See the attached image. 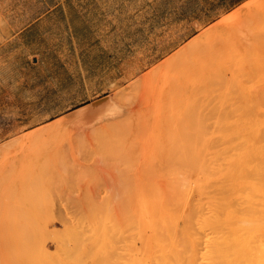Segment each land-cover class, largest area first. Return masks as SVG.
<instances>
[{"label": "rangeland", "instance_id": "1", "mask_svg": "<svg viewBox=\"0 0 264 264\" xmlns=\"http://www.w3.org/2000/svg\"><path fill=\"white\" fill-rule=\"evenodd\" d=\"M218 44L220 46H217ZM213 47L220 50H217V52L215 49H212ZM223 47H225L226 54L224 53ZM208 50L211 52H209ZM202 51L204 52L202 53ZM222 51L223 53L220 54V52ZM191 52L193 56L189 57V55L191 56ZM205 52L207 54L209 53L208 58H211L210 61L213 62L212 64H214V67H212L213 65H210L211 62H209V59L207 58V54ZM194 54L196 55V57ZM210 54H212V57L210 56ZM222 54L226 56V61H224V55ZM232 55L234 58H232ZM188 59L192 60L188 61ZM186 61L193 64L191 65L190 63L189 65L191 66L189 68L192 69L190 72V76H188L189 71H187V69L189 68H187L188 64ZM178 64L181 66H179ZM217 64L219 65L218 67H220V69H218L220 72L216 71L215 65ZM232 64H234V66L236 67L233 68ZM227 65L228 67H226ZM184 66L187 67L183 68ZM207 66L208 69H206ZM230 66L232 69L230 68ZM212 68L214 71L210 70ZM235 68L236 70L234 71L236 74L234 73V71H232L231 73L230 70H233ZM237 68H242V70L239 69V72ZM173 69H176L177 71L179 69L181 73L179 71L177 72L176 70L174 71ZM194 69H196V71ZM243 70L244 72H241ZM170 71L177 72V76L174 72L171 74ZM210 71L215 72L214 74L217 73V78H215L216 76L213 77V72L212 75H210ZM218 72L223 76L224 74L227 76L226 81L223 76L220 80L221 75L219 76ZM233 74H235V76ZM239 74L242 77L245 74L246 76H244L242 80L240 79L241 76H238ZM167 75L169 77L172 76L170 77L171 79H169ZM210 76L212 77L209 78ZM176 77L177 80L180 79V82L177 81L176 83H180V85L178 84L177 86L174 79H172ZM235 77H239L240 80L238 79V81H236L237 78L235 79ZM204 78H206V80ZM208 78H213L212 81H215V79H217L219 82L221 81L220 84H224L220 86L219 82L216 81L218 85L216 84L215 86H213L215 83L213 82V85L211 84L210 86V83L212 81H210V83L207 82L209 81ZM258 78L259 80H262V78L264 80V0H0V264H5V262L6 264H64V262L65 264H71L72 262H74L72 261L73 256L76 258H74V260L78 261V259L82 260L81 258H83L82 256H84L85 254L87 255L84 257L88 258L86 261L84 260L85 258L82 260L85 262V264H101L100 262L102 261V259L103 261H105L102 262L103 264H120L123 261L124 263L122 264H129V260L126 258L124 259V255L125 257L127 255H130L128 256V258H131L130 261L136 264V258L138 260V255L140 254L139 250L141 248V246H139L141 239L139 238L140 235H138L141 232V208L147 205L148 201H152L154 199L155 200L152 201V205H154V203L161 205L162 201H164L167 196V198L169 197L168 199L170 203H166L164 205H161L160 207L167 206L172 207L175 210L177 208L180 209H177V213H181L176 221L178 228L183 227V220H185L184 218L186 217V214H195L193 212L194 210H197L196 208L198 207L199 211L204 212L201 213L198 211L199 213H197V211H195L197 213L195 215L196 217L198 215L202 216L205 213V210H202V206L206 202V199L204 198H207L206 196L208 194L214 193L211 189L215 190L216 184L215 181H212L214 182L212 183L213 185L208 186V184H206L208 174L205 175V178V176H203L204 174H201V171H203V168L201 169V167H204L206 162H208L205 159L208 155L210 157L209 159H211L208 163L217 168V165L215 163H217L218 161H214L217 156H213L212 153L214 152V155H217V153H215L217 149L218 154H222V157L224 159L223 162L225 164V166H222L223 163H221L219 159L220 163L218 164V166L221 165L223 167V170L224 167L227 170V168L230 167V165L227 163V161L229 160L230 162H228L232 167H230L231 169H228L229 172L224 170L225 173L227 172L228 174H224V171H222L221 169V174H224V177L222 176V178L228 176V178L225 179L229 180V178H231V175L233 176L237 173V176H233V178L235 177L236 179L234 178L231 180V182L237 180L235 181V184L237 185L232 184L235 185V188L233 187L234 189L232 190L229 189L230 191H232V193L226 190V192L230 193L233 196L232 197L227 193L230 196L229 198L225 196L227 203L229 201H232V203L230 204H234V201L236 200V202H239V205L241 206L239 198L243 199L241 200L243 201V204L244 201L246 202V200L250 196H246V194L250 193L247 192V189L242 188H247L248 186H250L248 185L250 183L249 178L254 176L256 173L258 176L260 175L261 178H263V180H260V177L258 178L255 175V184V181H253V178L255 177L251 178L253 179L251 187L257 189L253 190L254 193L251 192L255 194L253 195V197H250L252 201L249 199L248 200L252 203H258L260 201L257 206H254L256 205V203H253V206L255 208L259 207L260 209L262 207V209L259 212L258 209H254L253 207L252 210H254L255 214L254 212L253 215L251 213L250 215H252V217L249 214L248 215L254 221L255 219L259 218L257 219V222L258 220H260L259 224L255 222L257 223V226L260 225L257 228L260 229L261 226H263L264 228V223H262L264 222V205L259 206L260 204L264 203V196L262 195L263 198H261L260 200V196L258 197V195L264 194V191H262L264 190V185H262L261 187L260 185H258V187L256 186L257 184H264V177H262V175L264 174V171H262L264 170V167L261 171H255L254 175L251 176L250 174V170L254 171V169L258 165L257 163L261 162H258V160L260 159L259 157H264V138L263 142L261 141V138L264 137V126H262L264 125V117L262 119V116H264V81L259 82ZM168 79L170 80V82ZM232 79L235 80L236 84L238 85V90L235 87L236 84L234 81V87L232 86V84H230ZM204 80V83H209L207 84V87L203 83ZM257 81L258 83L255 84V82ZM242 82L244 83L243 85ZM170 83L172 85H175V87H172ZM200 84H202V87L200 86ZM229 85L232 86L235 91H232L233 96H235V100L234 97L231 96L232 94L228 92V90L230 89ZM250 85H253L254 87H252L254 89H252ZM179 86L180 89L182 87L183 91H181L182 89H179ZM216 86H220L219 88H221V90L217 89L218 91H215V89L213 88H217ZM245 86H248V88H246ZM195 88L196 94L194 93L195 91L193 92ZM224 89L228 92V99L227 97L225 98L227 93L226 91H224ZM256 89L260 90L256 91ZM231 90L232 89H230V91ZM241 91L244 93H242L243 96L242 94L239 95V92ZM164 92L166 94H169L168 96L171 97L170 98L167 96L166 100L168 101L165 100V102H167L166 104L162 103L164 102V97H166V95L164 96ZM177 92L182 93L178 94ZM216 94H218V96H216ZM256 95L259 98L256 97ZM199 96H202L203 98H200ZM195 97H199V99H196ZM246 97L247 99L243 100ZM172 98H175L177 101L176 103L180 105H177L175 103V100H173ZM194 98L196 100H194ZM224 98L227 100H229L230 98V101L225 100L228 105L229 102L231 103L232 100H234L233 103L237 102L236 104L238 106H236L235 104L232 106L231 103L230 106L232 109H230L231 111L228 112V108L230 106L228 108L224 106L226 105ZM239 98L243 99L239 100ZM256 98L259 101H257ZM171 99L174 101V103ZM179 99H181V103L180 101L178 102ZM189 99H191L192 102H189L191 101ZM202 99H206L204 103ZM219 99L220 101L218 103ZM251 99L252 101H250ZM239 101L242 102L243 106L239 103ZM188 102L191 107L192 104L193 106H195L194 104H197V106L200 105V109L198 108L199 113H197L200 117H202V120L205 117H208V112H210L209 110L212 109V112H210V117L212 116V118L208 117L209 120L206 119V121L202 123L200 120L201 118L198 117L199 121H197V123L195 121L198 126L200 124L199 129L202 128L205 130H203L204 132H202V130H198V126L195 125V123L192 124L194 125V127L192 126L193 129L197 130V132H200L198 135L202 140H198L200 141V144L201 141H203V144H201L202 146L205 145L204 143L208 138L211 140V145H214L213 150L210 149L211 145L208 143L209 141L206 142V145L208 147H205V145L203 148L200 145V148H209V150L207 151V149H205V157H203L202 153V157L204 160H206V162L202 161V164L200 165L201 167L197 166V168L194 165H199L202 157H198L200 159L198 160L196 159V156V160H194L197 163H195L194 160L189 157L191 156V154L189 156H187L188 154H185L187 149L188 151L191 150L187 153H191L193 150V147L189 148V146H192L193 143V140L191 141V137L195 138V143L198 142L197 133L195 131L194 132L196 134H194L196 135V137L191 136V134L193 135V133L190 132V125V127L188 128L189 130H187L191 134L187 132V130L185 132L186 135L183 134L185 138L186 136L188 137V135L190 136V139H187V142H190V145L187 147V144H183L186 149H183L185 150V152H183V150L181 149V151H178L179 153L175 151L173 154V152L171 151L180 150L178 143L177 145H175V147L177 146L179 147V149H173L174 145L172 143L176 144V141H182L181 137L183 135L181 136V132H184V128L181 130L182 127L178 126L181 124L180 118H188L189 114H191L192 109L194 108L193 107L189 109L187 107V105L190 106ZM254 103L255 105L253 106ZM172 104L177 105L178 108L174 105L176 107L175 109ZM206 104L210 106L207 107L205 106ZM163 105H167L165 106V109L163 108ZM222 105L224 106V108L222 107ZM161 106H163V111L158 109L161 108ZM204 106L208 109L205 110ZM244 106L249 109L247 110ZM171 107H174L175 111H173V108L171 109ZM186 107L189 111H191L189 112V114L187 112H184V110L187 109ZM233 107H237L235 108L236 110H233ZM198 109L196 108L195 112H192L191 115L193 117V114H195ZM202 109H204L203 113ZM244 109H246V111ZM200 111L202 116L200 115ZM234 111L237 112L233 113ZM240 111H242L243 113H240ZM247 111L251 113L249 115L255 114L256 117L252 115L250 116V118H248L249 115H247ZM252 111H254V113ZM131 112L133 113L132 116ZM176 112H178L179 119H177L178 116H176ZM226 112H228L227 115H230V113H232L235 115V117L229 116V119L227 117L228 120L224 119ZM238 112L240 113V116L238 115ZM245 114L248 117H245ZM258 114L261 118H258ZM236 116L239 117L237 118ZM242 117L243 121L240 120L242 119ZM232 118L236 120L234 121ZM176 119L177 122L178 120H180L179 124H176ZM184 119H182V121ZM259 119L262 120L259 121ZM194 120L191 119L190 124ZM244 121H246L247 124ZM112 122L113 124L114 122L118 124L121 123V125L119 124L120 126L117 124L119 128L123 127V125L126 126V124L130 125V127L132 126V128L127 126L130 130V133L129 130L124 129V127L122 128L123 130L119 129L115 124V128L117 127V129L119 130L117 133L120 134L115 137L117 133L113 131L114 128L111 129L113 125H110V123ZM184 122L185 123L182 122L183 125L185 124L186 126H188V120L185 119ZM210 122L214 123L212 124ZM241 122L245 124L239 125L241 124ZM173 124H176L178 126L176 127L175 125L176 130L178 129L177 131H172L173 129L175 130ZM209 124L210 127L214 125V128H209ZM250 124L253 125L251 126ZM169 125H171V127ZM144 126H147V130H149L148 128L152 126V130L150 128V131L152 132L144 129ZM206 126H208V128ZM218 128H223L221 132L227 130L225 131L227 132V134L223 133L225 137L221 136V132L216 131ZM139 130L140 132L144 130V133H139ZM207 130L209 131L206 132ZM250 130L253 131L251 132L252 136L248 134ZM112 131L115 134L112 133ZM171 131L175 134H173L174 137L172 136ZM215 131L216 136L220 134L219 137H216L217 140L218 138L221 140L220 137H222V141L224 140L223 143L225 142V145L232 144V146L229 145L230 148L228 147V145L226 146L230 151H228L226 148V150L224 149L225 145L220 142V140H218L219 143H222L224 146L221 144L219 148L218 144H213L214 142L212 140V137L215 136L213 134ZM201 132H206V135L204 136V134H202ZM110 133L114 134V136L112 134L110 135ZM145 133H147V136H144ZM239 133H241L242 135H240ZM257 133L258 135L260 134V139ZM246 134L247 136H250V138H255V140L258 138L256 140L257 144L255 145V140L252 138L251 140H254L253 142L250 140V138L247 140L248 137L246 138V141L244 139L246 137ZM106 135H108V137ZM121 135H123V138L121 137ZM176 135H178V137ZM235 135H239V137L241 136V138L239 139V137H236ZM170 136H172V139ZM113 137H119L121 138V141H118L119 139L114 140L115 138ZM184 137H182L183 140L185 139ZM229 137L232 139H230ZM227 138H229L230 140H225ZM178 139H180L181 141H178ZM236 139H238V141ZM239 140L242 141V143ZM243 140L246 142H244ZM214 141H216L215 137ZM199 143L197 144L199 145ZM234 143L237 145H234ZM245 143L246 147H242V144L244 145ZM183 145L181 148H184ZM198 145H193V151L195 152L196 150V152H192V155L195 154L201 156L199 154H196L197 149L198 152H200L199 147H196ZM234 149H240L241 151L239 150L237 152L234 151ZM219 150L221 151V153H219ZM231 151L235 152L236 158L234 159V157H232L234 160H239V158L237 157L244 155L242 157L243 159L240 157L239 161H241L242 163L243 160V167L245 165V167L248 168L250 172V175H248L250 176L249 178L248 176H246L248 174L247 170H245V172L247 173L245 175L243 171L244 169L240 166V164L236 166L237 162H240L238 160L237 162H235L231 158L230 154H233V152ZM251 152H254V156L258 153L260 156H255V158L254 156H251ZM183 153L187 157H189V159L191 158L193 160L194 165L192 161L189 160L187 163V160H184L186 156L184 157ZM250 153L251 155L249 156ZM181 154L184 157H182V160L185 161V163L183 162V164H185L187 172H193L191 173V177L189 175L190 173L187 177L193 179L197 176L198 178L200 174V178L198 179L199 181L195 183L192 181H197V179H194L190 182L189 178L186 179L185 176L187 175V173L186 175H184V171L182 174L185 180H188V183H190L186 186V184L188 183L182 177V169L179 168V170L181 169V172L179 171V173L183 178L182 183L186 182V184H183L180 187V184H182L180 183V181L182 179H180V181L179 179L178 181L176 179L177 185H179L177 187V190L179 188H187L189 186L184 196H182L181 193H184L186 189H181V191L183 190L182 192L180 191L181 193L179 192L178 194H175L174 191L176 189L173 187L176 186V183L172 184L174 183V181H171L173 178L177 177L176 175L174 177L172 176L173 174L171 171V167H178L179 162L180 164H182L179 160L172 163L173 161L170 159H173L174 157L171 158V156H180ZM192 157L194 158V156ZM249 157H254L253 159H255V162H252V158L250 159ZM179 158L180 157L176 159ZM247 158L251 160L252 164H249L251 163L250 161L246 162V160H244ZM216 159L218 160V158ZM212 160L214 161L212 162L214 164L211 163ZM262 161L264 163V158ZM203 162L205 164H203ZM191 164L193 165V171L188 170L189 167H191ZM261 164L262 162L260 163V165ZM232 165L236 166L237 168L233 170ZM253 165L255 168L253 167ZM260 165L257 168L260 169V167H262ZM182 166L180 167L184 168L185 170L184 165ZM238 166L243 170H241V168L238 169ZM257 168L255 170H257ZM175 170L173 172H175ZM235 170L238 171H236L235 173ZM259 171L261 173H259ZM233 172L235 174H233ZM194 173L196 176L194 175ZM239 175H241L242 178L243 176H246V178L244 177L243 181L245 182V180H248V182H246V184L248 185L247 187L246 185L244 186L242 178H240L241 176ZM238 176L240 180L237 178ZM203 177L206 180H204L206 183L202 181L203 179L201 178ZM225 179H222V181H224L223 183H225L224 186L228 185V183L230 182L229 180L226 181V183ZM261 181L262 183H260ZM170 183L171 185H173V187L170 185ZM194 183L197 187L194 186ZM203 183L204 186L206 185L208 187H203ZM198 184H200L202 187L199 189L205 188L206 190L203 192H205L206 194L207 191L208 193L205 195L201 190L198 189L202 192L201 194L204 195V197H201L202 195H199L200 192H198V190L196 189L200 187L198 186ZM217 185L219 186V183ZM232 185L230 186L232 187ZM193 186L195 187V189H193ZM230 186L226 187L230 188ZM163 187H167V190L171 187V190H168L169 192H171L168 193V191L164 188L163 190H160L161 192L164 191L163 195H161L162 193H159V189ZM226 187H224V189ZM259 187L262 189H258ZM149 188H151L150 192H153L151 193V196L155 193L154 189L159 188L156 190L158 191L156 193L157 195H154H156L155 197L157 198L161 196V198L157 199L154 197V195V198L149 197V191L148 195L144 190H141L146 189L147 192ZM253 188H251V191ZM236 189H238L237 193L235 192ZM241 189L246 190V193L241 192V195L239 192ZM248 189H250V187ZM132 190H135V192L138 190V192L136 193H138V195L140 193L139 197H143L141 199L138 197L140 201H138L137 199L135 200V202L143 203L144 200V205L140 203V206L139 203L136 204L135 202L132 205L136 204L138 206L132 207L131 204V206L127 205L129 204L128 200L130 201V203H133L134 199H136L138 196L135 192H133L134 197L132 198L133 201H131V199L129 198H131L130 196H132L130 195L132 193ZM208 190L210 192H208ZM192 192H195V196H193ZM233 192H235L236 194H234ZM166 193H168L169 196L166 195ZM256 193L258 194V199H255ZM179 194L183 198L182 204L178 203L181 202V199H179L180 197H178L180 196ZM190 194L192 195L191 197ZM170 195L178 196L173 197V199H176L170 201ZM185 195H189V198H187V196L184 199ZM146 196L149 197V200L147 202H145L148 199ZM253 198L255 200H253ZM191 199L196 200L197 202L195 201V204H197L195 205L193 201L192 204L189 205V203H191ZM202 199L205 201H201ZM159 200H161V203L155 202ZM246 203H244L241 207H237L239 205L235 203L237 205L236 207L238 211H240V208H243L245 206L249 207L247 206L249 205V203ZM230 204L228 203L229 206ZM100 205H103L104 207L101 206V208ZM126 205L129 208H127ZM182 205H184V207ZM187 205H189L190 207ZM192 205L194 206L193 208L191 207ZM250 205L252 206V204ZM94 207L95 209H93ZM49 208H51V210ZM125 208L126 210L129 209L127 210V214L134 213V215H138L135 213L139 212V215L141 214L140 217L138 216L139 218H137V216L134 217L131 215V219L129 218L130 220H127V222L125 221V225H122L124 224L122 220L128 218L127 216H129L126 214ZM135 208L137 211L135 210ZM191 208H195L193 212L190 211ZM245 209H241L242 211L241 213H239L241 214V217H243L242 214H246L247 211H244ZM249 209V211H252L251 208ZM96 210L98 211L97 213ZM243 211L245 213H242ZM94 212L96 214H94ZM256 212L258 213L256 214ZM261 213L263 215H261ZM124 214H126L127 216L125 217ZM95 215L96 217L98 216V219L95 217ZM254 215H256L255 219ZM100 219L101 222L104 223L103 226L101 225V223L97 224L98 220L100 222ZM120 219L122 224L120 222ZM135 219L138 220L140 224L138 222L137 223L139 225L136 224ZM96 220L97 222L93 223ZM108 220L111 221H109V223L111 224L108 223ZM24 222L25 224H27L24 225ZM114 222L116 223V225H114ZM118 222H120L119 226L117 225ZM128 222L130 223L128 224ZM106 224L110 225H108L109 230L111 228L109 234L107 232L108 229L105 230L106 227H104L107 226ZM3 225L5 226L3 227ZM97 225H100V227L98 228ZM17 226L20 228H18ZM22 226L25 228L27 227V230H25ZM121 226H123L122 229H120ZM193 226H195V224ZM94 227L98 229H94ZM130 227L131 229L133 227H139L140 232L137 231L139 230V228L136 230L133 228V231L129 229ZM126 228L129 229V232H127L128 230L126 231ZM263 228L260 230L258 229L261 232L257 231L256 229L257 237L261 241H264V232L262 231L264 230ZM124 229L127 234L126 232L124 233ZM196 229L197 226L193 228L194 231H196ZM18 230L21 232H19ZM95 230L96 232H93ZM106 232L107 240H105L104 234ZM28 233L31 235H29ZM33 233L37 234L35 235ZM94 233H97L98 235L101 234V236H96V234ZM112 233H114L113 236H111ZM95 236L98 239L97 241H93ZM78 237L82 238L83 241H86L87 239V242H83L81 240L82 244L80 243V245H82L80 246L82 249L83 245H85L84 251L85 248L88 249L92 246L94 247L93 251L91 248V251L88 249L84 254L81 253L84 252L81 251L82 249H79V247L75 246L77 244L74 245V241V243L71 244L73 238H76V240H78ZM100 237L103 238L99 240ZM90 238H93V240H90ZM133 238L136 241L133 240ZM123 239H125L126 241L123 242ZM29 240L31 243L29 242ZM31 240L34 241L33 244ZM98 241L101 242V245L97 244ZM107 241L109 243L108 245ZM18 242L20 243V245H22V243H27L25 244V246H22L24 248H27L21 249L22 252L21 250L18 251ZM76 242L78 243L80 241ZM91 242H95V246L97 244L96 248L93 244L90 247ZM134 242H136V244ZM66 243L70 251H68L69 249H67L68 247L66 246ZM123 243L126 244L127 249L126 247L123 248ZM36 244L40 249H33L34 251H32L33 253H31V250L29 249L35 248ZM131 244H133L134 247ZM2 245L4 247L6 246L5 249L4 247H2ZM42 245H44L43 247H45L46 249H43ZM115 245L117 249L115 248ZM129 245H131V247H129ZM135 245L140 248H137ZM40 246L42 247L43 252L41 251ZM99 246H105L104 248L106 251L101 249ZM108 246L110 248H108ZM118 246L120 247L118 248ZM75 247H77L79 250H75ZM121 247L122 250L120 249ZM6 248L9 250H7ZM71 249H73L74 253H70L72 251ZM124 249H126L125 251L128 250L129 252L131 251L133 253L130 252L131 254H129V252H127L128 254H125ZM23 250L30 251V253L26 251V253H24ZM35 250H37V252ZM64 250H67L68 252L66 251V253H64ZM76 251H78V254L81 253L82 256L77 255V253L76 255H74ZM134 251L138 252H136L135 254ZM62 253L66 257H64ZM96 253L97 255H100V253L102 255L97 256L99 257L98 260L100 259V257H103L101 260H99L100 262L95 259ZM117 253H120V257L123 258L119 257V259L118 257H116V255H119ZM71 254H73V256ZM133 254L135 261L132 258ZM252 254H255V256H252L253 258L255 257L253 259L254 264H264L262 263L264 262V256H261L264 255V253H261V255L259 254V257H261L259 260L256 256V253ZM135 255H137V257ZM247 255V253H243L242 258L247 259ZM244 256L247 257L245 258ZM177 257L175 264H225V262L222 261H226V258L234 259V256L226 257V255H223L221 253H183L181 256ZM65 258H67L69 262ZM15 259L16 261L13 262V260ZM21 260H23V262ZM57 260L58 263H55V261L57 262ZM61 260H64V262H62ZM116 260L117 262H120L117 263ZM75 262L73 264L78 263Z\"/></svg>", "mask_w": 264, "mask_h": 264}, {"label": "bare ground", "instance_id": "2", "mask_svg": "<svg viewBox=\"0 0 264 264\" xmlns=\"http://www.w3.org/2000/svg\"><path fill=\"white\" fill-rule=\"evenodd\" d=\"M210 44H211V43H210ZM214 44H215V43H214ZM214 44H213V45H214ZM221 44H222V43H221ZM208 45H209V43H208ZM205 46H206V45H205ZM217 46H220V45L218 44ZM217 46H216V47H217ZM187 47H188V46H187ZM202 47H203V46H202ZM202 47H201V48H202ZM207 47H208V46H207ZM209 47H210V45H209ZM203 49H204V48H203ZM203 49H202V50H203ZM205 49H206V48H205ZM212 49L214 50L215 48L213 47ZM223 49H224V53H225V47H223ZM215 50H216V51H217V50L219 51L220 49H215ZM181 51H182V50H181ZM208 51H209V50H208ZM218 51H217V52H218ZM203 52H204V51H202V53H203ZM209 52H211V51H209ZM232 52H233V51H232ZM232 52H230V53H232ZM205 53H206V52H205ZM215 53H216V52H215ZM221 53H223V51L220 52V54H221ZM178 54H179V53H178ZM190 54H191V56L189 55V57H192V56H193V55H192V52H191ZM206 54H207V53H206ZM225 54H226V53H225ZM175 55H176V54H175ZM194 55H195V54H194ZM208 55H209V53L206 55L207 58L209 57ZM211 55H212V54H210V56H211ZM222 55H224V54H222ZM230 56H231V54H230ZM195 57H196V55H195ZM211 57H212V56H211ZM224 57H225V58H224ZM204 58H205V57H204ZM232 58H234L233 55H232ZM183 59H184V58H183ZM205 59H206V58H205ZM208 59H209V58H208ZM210 59H211V58H210ZM210 59H209V62H211L210 65H213L212 67H214V64H212L213 62L210 61ZM216 59H217V58H216ZM221 59H222V56H221ZM221 59H220V60H221ZM223 59H224V61L227 60V58H226L225 55L223 56ZM225 59H226V60H225ZM189 60H192V59H188V61H189ZM233 60H234V59H233ZM238 60H239V59H238ZM179 61H180V60H179ZM205 61H206V60H205ZM234 61H235V60H234ZM186 62H187V61H186ZM196 62H197V61H196ZM206 62H207V61H206ZM227 62H228V61H227ZM227 62H226V63H227ZM239 62H240V61H239ZM184 63H185V62H184ZM190 63H191V62H187V64H188L187 66H188V67H187V66H184L183 68H185V67H187V68L191 67V66H189ZM207 63H208V62H207ZM207 63H206V64H207ZM229 63H230V62H229ZM231 63H232V62H231ZM233 63H234V62H233ZM236 63H237V62H236ZM218 64H219V63H218ZM218 64L215 65L216 71H219L218 69H220V67H218V66H219ZM221 64H222V63H221ZM237 64H238V63H237ZM178 65H179V64H178ZM178 65H177V68H178ZM184 65H186V64H184ZM191 65H193V64L191 63ZM194 65H195V64H194ZM228 65H229V64H228ZM228 65H227L226 67H228ZM232 65H233V68L236 67V66H234V64H232ZM174 66H175V65H174ZM179 66H181V65H179ZM216 66H217V67H216ZM237 66H238V65H237ZM194 67H198V66H194ZM210 67H211V66H210ZM240 67H241V66H240ZM175 68H176V67H175ZM230 68H231V66H230ZM189 69H190V70H189ZM189 69H187V71H189V75L187 74L188 76H190V72H191V70H192L191 68H189ZM204 69H205V68H204ZM206 69H208V66L206 67ZM231 69H232V68H231ZM237 69H238V68H237ZM239 69H240V68H239ZM239 69H238V70H239ZM243 69H244V68H243ZM173 70H174V69H173ZM175 70H176V69H175ZM175 70H174V71H175ZM180 70H181V69H180ZM194 70L196 71V69H194ZM200 70H201V69H200ZM210 70H213V68L210 69ZM234 70H236V68L233 69V70H230L231 73H232V71H234ZM238 70H237V71H238ZM240 70H242V68H241ZM240 70H239V72H240ZM244 70H245V69H244ZM244 70L241 71V72H244ZM174 71H172V72L170 71L171 74H172ZM176 71H177V70H176ZM178 71H179V69H178ZM178 71H177V72H178ZM182 71H183V69H182ZM195 71H194V72H195ZM213 71H214V70H213ZM213 71H212V72H213ZM177 72H174V73L176 74ZM179 72L181 73V71H179ZM210 72H211V71H210ZM210 72H209V73H210ZM212 72H211L210 75H212ZM219 72H220V71H219ZM219 72H218V73H219ZM239 72H238V73H239ZM214 73H215V72H213V74H214ZM234 73H235V71H234ZM177 74H178V73H177ZM177 74H176V76H177ZM185 74H186V72H185ZM216 74H217V73H216ZM216 74H214L213 77L216 76L215 78H217V75H216ZM235 74H236V73H235ZM235 74H233V75L235 76ZM240 74H242V73H240ZM240 74H239L238 76H241ZM220 75H221V74L219 73V76H220ZM167 76H168V75H167ZM173 76H175V75H173ZM222 76H223V75H221V78L219 77L220 80L222 79ZM224 76H225V77H224ZM224 76H223V78H224L225 81H226L227 76H226L225 74H224ZM244 76H246V74H245ZM244 76H243V77H244ZM170 77H172V76H170ZM170 77L168 76L169 79H171ZM195 77H196V75H195ZM211 77H212V76H210L209 78H211ZM243 77L241 76L240 79L243 80ZM247 77H250V76H247ZM247 77H246V78H247ZM209 78H208V79H209ZM215 78H214V79H215ZM236 78H237V77H235V79H236ZM252 78H253V77H252ZM260 78H261V77H260ZM169 79H168V80H169ZM172 79H174L175 84L177 83V81L180 80V79L177 80V77H176V78H172ZM175 79H176V80H175ZM199 79H200V77H199ZM204 79L206 80V78H204ZM212 79H213V78H212ZM212 79H209V81H207V82L210 83V81H212ZM238 79H239V77L236 79V81H238ZM240 79H239V80H240ZM189 80H190V79H189ZM205 80L203 81V83L205 82ZM247 80H248V79H247ZM251 80H252V79H251ZM253 80H254V79H253ZM256 80H257V79H256ZM258 80H259V78H258ZM216 81H218V80L215 79V81H212V82L210 83V86H211V84H212L213 82H215V83H214V85H213V84H212V85L215 86V85L217 84ZM223 81H224V80H223ZM225 81H224V82H225ZM233 81L235 82V80L232 79V80H231V83H230V84H232V86H233V83H234ZM260 81H264L263 78H262V80H259V82H260ZM169 82H170V80H169ZM179 82H180V81H179ZM218 82H219V81H218ZM239 82H240V81H239ZM243 82H244V81H243ZM243 82H242V85L245 83V82H244V83H243ZM249 82H250V81H249ZM171 83H173V82H171ZM171 83H170V84H171ZM181 83H182V82H181ZM209 83H204V84H205V86L207 87V84H209ZM220 83H221V81L219 82V84H220ZM256 83H258V81L255 82V84H256ZM178 84L180 85V83H178ZM178 84H176V86H177ZM204 84H203V85H204ZM223 84H224V83H223ZM223 84H220V86H222ZM235 84H236V82H235ZM247 84H249V83H247ZM250 84H251V83H250ZM171 85H172V84H171ZM201 85H202V84H200V86H201ZM217 85H218V84H217ZM182 86H183V85H182ZM205 86H203V87H205ZM208 86H209V85H208ZM220 86H219V87H220ZM229 86H230V85H229ZM232 86H230V89H232L231 91H230V89H229V87H228V89H229L228 92H230L231 94H232V91L235 92L234 89H233V87H234L235 85H234L233 87H232ZM237 86H238V85L236 84L235 87L237 88ZM250 86L252 87L253 85H250ZM172 87H175V85H172ZM201 87H202V86H201ZM216 87H217V86H216ZM219 87H217V88H213V89H215V91H216L217 89H218V90H219V89L221 90V88H219ZM231 87H232V88H231ZM243 87H244V86H243ZM245 87H246V86H245ZM253 87H254V86H253ZM253 87H252V89H254ZM223 88H224V87H223ZM236 88H235V90H236ZM246 88H248V86H247ZM172 89H173V88H172ZM179 89H180V86H179ZM181 89H182V87H181ZM181 89H180V90H181ZM193 89H194V88H193ZM211 89H212V88H211ZM238 89H239V88H237V90H238ZM261 89H262V88H261ZM218 90H217V91H218ZM259 90H260V89H256V91H259ZM175 91H176V88H175ZM178 91H179V90H178ZM181 91H183V89H182ZM194 91H195V92H194ZM224 91H226V93H227L226 96H225V98L227 97V99H228V96H227V95H228V92H227V90H225V89H224ZM239 91H240V90H239ZM256 91H255V92H256ZM165 92H166V91H165ZM165 92H164V96L166 95V97H164V102H162V103H165V104H166L167 102H165V100H166V98H167V96H168L169 94H166L167 92H166V93H165ZM193 92L196 94V88H195V90H193ZM211 92H212V90H211ZM213 92H214V91H213ZM177 93H178V94H179V93L181 94L182 92H177ZM194 93H193V94H194ZM230 93H229V94H230ZM237 93H238V91H237ZM242 93H243L242 91L239 92V95L242 94ZM248 93H250V92H248ZM251 93H252V92H251ZM178 94H177V95H178ZM191 94H192V93H191ZM191 94H190V95H191ZM197 94H198V91H197ZM243 94H244V93H243ZM243 94H242V96H243ZM259 94H260V92H259ZM234 95H235V93H234ZM237 95H238V94H237ZM237 95H236V98H237ZM252 95H253V94H252ZM262 95H263V94H262ZM160 96H161V94H160ZM180 96H181V95H180ZM191 96H192V95H191ZM214 96H215V94H214ZM216 96H218V94H216ZM231 96H233V94H232ZM242 96H241V97H242ZM246 96H247V95H246ZM168 97H170V96H168ZM175 97H176V96H175ZM177 97H178V96H177ZM182 97H183V96H182ZM199 97H200V96H199ZM199 97H195V98H196V99H199ZM201 97H202V96H201ZM201 97H200V98H201ZM221 97H222V96H221ZM233 97H234V100H235V96H233ZM238 97H240V96H238ZM256 97H258V96L256 95ZM170 98H171V97H170ZM170 98H168V99H170ZM184 98H185V97H184ZM191 98H192V97H191ZM195 98H194V100H196ZM202 98H203V97H202ZM225 98H224V101H225V100H226V101H230V98H229V100H227V99H225ZM258 98H259V97H258ZM261 98H262V97H261ZM172 99H173V98H172ZM172 99H171V100H172ZM231 99H233V98H231ZM240 99H243V98H239V100H240ZM246 99H247V97H246L245 99H243V100H246ZM248 99H249V98H248ZM173 100H175V103L177 102L175 98H174ZM173 100H172V102L174 103ZM180 100H181V99H179L178 102H179ZM189 100H191V99H189ZM205 100H206V99H204V100L202 99L203 103H204ZM234 100H232V102H231V103H232V106H233L234 104H235L236 106H238V105L236 104L237 102H236V103H233ZM243 100H242V101H243ZM256 100L259 101L257 98H256ZM166 101H168V100H166ZM169 101H170V100H169ZM219 101H220V99L218 100V103H219ZM226 101H225V103H226ZM236 101H238V100H236ZM247 101H248V100H247ZM250 101H252V99H251ZM160 102H161V101H160ZM170 102H171V101H170ZM189 102H192V100L189 101ZM189 102H188V104H189ZM194 102H196V101H194ZM197 102H198V101H197ZM200 102H201V101H200ZM244 102H246V101H244ZM248 102H249V101H248ZM180 103H181V101H180ZM225 103H224V104H225ZM231 103L229 102V105L226 103V105H224V106H225L226 108H228V107L231 105ZM239 103L242 104V102H240V101H239ZM170 104H171V103H170ZM176 104H177V103H176ZM199 104H200V103H199ZM207 104H208V103H207ZM207 104H206L205 106L209 107L210 105L208 106ZM244 104H245V103H244ZM259 104H260V103H259ZM259 104H258V106H259ZM160 105H161V104H160ZM174 105H175V104H174ZM174 105L172 104V106H174ZM177 105H180V104H177ZM177 105H175V106L177 107ZM189 105H190V104H189ZM194 105H195L196 107L193 106V104H192V107H191V105H190V106L187 105V107H188L189 109H191V108H193V107L195 108V109L193 108L194 110L192 109V112H193V113L195 112L196 108L198 109L199 106H200V105L197 106V104H194ZM220 105H221V104H220ZM227 105H228V106H227ZM247 105H248V104H247ZM249 105H250V104H249ZM254 105H255V103L253 104V106H254ZM163 106H164V105H163ZM163 106H161V108H162ZM165 106H167V105H165ZM165 106L163 107L164 109L166 108ZM175 106H174V107H175ZM205 106H204L205 110L208 109V108H206ZM224 106L222 105L223 108H224ZM242 106H243V104H242ZM137 107H138V106H137ZM174 107H171V109L173 108V111H175V109H176V107H175V109H174ZM187 107H186V108H187ZM244 107H245V106H244ZM244 107H243V108H244ZM263 107H264V106H263ZM161 108H158V109H160L161 111H163V108H162V109H161ZM177 108H178V107H177ZM179 108H180V107H179ZM188 108L185 109V110H187V111L184 110V112H185V113L187 112V113L189 114V112H191V111H189ZM210 108H211V107H210ZM223 108H221V109H223ZM233 108H234L233 110H236L235 108H237V107H233ZM239 108H240V107H239ZM245 108H246V107H245ZM254 108H256V107H254ZM254 108H253V109H254ZM199 109H200V108H199ZM199 109L196 111L195 114H193L194 117H195L196 119L191 115L192 112H191V114H189V116H192L193 118H192V117H189V116H188V118H186V117H185V114H184L185 119L188 120V126H186L185 124H184V125H185V126H184L183 123H185V122H184L185 119H184L183 117L180 118V120H181V124L178 125V126L182 127L181 130L184 128V130H183L184 132H183V133L181 132V136H182L183 134L186 135L185 132H186V130H187L190 126H191V127H192V126L194 127V125H192V124L195 123V121H196V123H197V121H199L198 117L201 118L200 120H201L202 123H203L204 121H206V119L209 120L208 117H210V115H211L210 112H212V109L209 110L210 112L206 111V112H208L209 115L206 113V114L208 115V117H207V118L205 117L203 120H202V117H200V116L198 115V113H199ZM228 109H229L228 112L231 111V110H230V109H232L231 106H230ZM246 109H247V108H246ZM246 109H244V110L246 111ZM248 109H249V108H248ZM248 109H247V110H248ZM253 109H252V110H253ZM168 110H169V109H168ZM178 110H179V109H178ZM178 110H176V111H178ZM203 110H204V109H202V113H203ZM233 110H232V111H233ZM239 110H240V109H239ZM239 110H238V111H239ZM244 110H243V111H244ZM139 111H140V110H139ZM165 111H166V110H165ZM257 111H258V109H257ZM257 111H256V112H257ZM119 112H120V111H119ZM197 112H198V113H197ZM228 112H226V115L228 114ZM236 112H237V111H234L233 113H236ZM241 112H242V111H240V113H241ZM248 112H249V111L246 112L247 115L251 114L250 112H249V113H248ZM252 112L254 113V111H252ZM260 112H261V111H260ZM260 112H259V113H260ZM238 113H239V112H238ZM240 113L238 114L239 116H240ZM242 113H243V112H242ZM262 113H263V112H262ZM132 114H133V113L131 112V116H132ZM175 114H176V116H178V112H176ZM196 114H197V115H196ZM231 114H232V113H230V115H227V116L224 114V115L226 116V118H225V116H224V119H227V117H228V119H229V116H234V117H235L234 114H232V115H231ZM200 115L202 116L201 111H200ZM252 115H253V114H252ZM252 115H249V117H248V116H246V114H245L244 116L250 118V116H252ZM261 115H262V114H261ZM167 116H168V115H167ZM176 116H175V117H176ZM239 116H238V117H239ZM241 116H243V115H241ZM253 116L256 117L255 114H254ZM222 117H223V116H222ZM236 117H237V116H236ZM238 117H237V118H238ZM259 117H260V116H259V114H258V118H259ZM263 117H264V116H262V119H263ZM210 118H212V116H211ZM230 118H231V117H230ZM248 118H247V119H248ZM260 118H261V117H260ZM177 119H179V116H178ZM177 119H176V124H177V123L179 124V123H180V122H179L180 120H178V122H177ZM182 119H184V120L182 121ZM191 119H193V120L195 119V120L190 124ZM197 119H198V120H197ZM228 119H227V120H228ZM232 119H233L234 121L236 120V119H234V118H232ZM239 119H240V118H239ZM247 119H246V120H247ZM262 119H259V121H261ZM240 120L243 121V117H242V119H240ZM240 120H239V121H240ZM137 121H138V119H137ZM141 121H143V120H141ZM167 121H168V120H167ZM248 121H250V120H248ZM263 121H264V119H263ZM263 121H262V122H263ZM117 122H118V121H117ZM122 122H124V121H122ZM134 122H135V121H134ZM163 122H164V121H163ZM182 122H183V123H182ZM244 122L247 124L246 121H244ZM125 123H126V121H125ZM125 123H123V124H125ZM143 123H144V122H143ZM186 123H187V122H186ZM196 123H195V125H197ZM199 123H200V122H199ZM205 123H206V122H205ZM210 123H212V122H210ZM213 123H214V122H213ZM213 123H212V124H213ZM234 123H235V122H234ZM239 123H240V122H239ZM239 123H238V124H239ZM245 123H242V122H241V124H239V125H243V124H245ZM248 123H250V122H248ZM115 124H116V126H117L118 123H115V122H114V124H113V122L110 123V125H113V127H112L111 129L114 128L113 131H115V132L117 133V132L119 131V130L117 129V127L119 128V126L121 125V123H119L120 125L118 124L119 126H117L116 128H115ZM135 124H136V123H135ZM135 124H134V125H135ZM146 124H147V123H146ZM176 124H175V125H176ZM212 124H211V126H212ZM131 125H132V123H131ZM137 125H138V124H137ZM139 125H140V124H139ZM175 125L173 124V127H174V128H175ZM181 125H182V126H181ZM189 125H190V126H189ZM231 125H233V124H231ZM250 125H251V124H250ZM252 125H253V124H252ZM252 125H251V126H252ZM261 125H262V123H261ZM127 126L130 127V125H128V124H126V126L123 125L124 129L129 130ZM140 126H141V125H140ZM147 126H148V125H147ZM147 126H146V127H147ZM169 126L171 127V125H169ZM178 126L176 125V127H178ZM183 126H184V127H183ZM197 126H198V125H197ZM199 126H200V124H199ZM199 126H198V130H202V132H204L205 130L202 129L201 127H200L201 129H199ZM236 126H237V125H236ZM262 126H264V125H262ZM123 127L119 128V129H122ZM144 127H145V126H144ZM146 127H145L144 129H146ZM173 127H172V128H173ZM185 127H187V128H185ZM191 127H190V132H192L193 135L188 131L189 129L187 130V132H189V133L191 134V136H194V137H196L195 134L197 133V140L200 139V136L198 135L200 132H199V131L197 132V130H194L193 127H192V128H191ZM206 127L208 128V126H206ZM212 127L214 128V125H213ZM212 127H210V124H209V128L212 129ZM233 127H234V126H233ZM130 128H132V126H131ZM150 128H151V130H152V126L148 128L149 130H147V129H146V130H147V131H150ZM116 129H117V130H116ZM140 129H141V128H140ZM179 129H180V128H179ZM191 129H193V130H191ZM211 129H210V130H211ZM122 130H123V129H122ZM126 130H125V131H126ZM131 130H132V129H131ZM177 130H178V129H177ZM177 130H176V128H175V130L173 129L172 131L174 132V131H177ZM203 130H204V131H203ZM215 130H216V129H215ZM221 130H223V128H222V129H219V128H218L216 131L221 132ZM244 130H245V129H244ZM113 131H112V133H114ZM125 131H124V132H125ZM143 131H144V130H143ZM143 131L140 132V130H139V133H144ZM147 131H145V132H147ZM172 131H171V132H172ZM194 131H195L196 133H195ZM208 131H209V130H207L206 132H208ZM216 131L213 133L214 135H215ZM225 131H227V130H225ZM225 131H224V132L222 131V132L220 133V134H222L221 136H224L223 133L227 134V132H225ZM237 131H238V130H237ZM242 131H243V129H242ZM124 132H123V134H124ZM137 132H138V131H137ZM150 132H152V131H150ZM173 132H172V136H173V134H174ZM202 132H201V133H202ZM206 132H205V133H206ZM251 132H253V131L250 130V132H249L248 134L252 136V133H251ZM112 133H110V135H111ZM125 133H126V132H125ZM129 133H130V130H129ZM139 133H138V134H139ZM179 133H180V132H179ZM194 133H195V134H194ZM205 133H202V134H204V136H205V135H206ZM114 134H115V133H114ZM114 134H112V135L114 136ZM121 134H122V132H121ZM126 134H127V133H126ZM146 134H147V133H145V135H144V134H143V135H144V136H147ZM150 134H151V133H150ZM207 134H210V133H207ZM220 134H219V135L217 134L218 136H216V135L213 136V137H212L213 139L211 138V139L213 140V142H214L213 144H215V145L218 144V145H219V148H220L221 144H222L223 141H224V140L222 141V137H220L221 140L218 138V140H220V142H222L221 144H220L219 141L217 140L216 137H219ZM239 134L242 135L241 133H239ZM118 135H120V134L117 133V134L115 135V137H117ZM174 135H175V134H174ZM184 135H183L182 137H184ZM228 135H229V134H228ZM228 135H226V136H228ZM244 135H245V134H244ZM253 135H254V134H253ZM257 135H258V133H257ZM106 136L108 137V135H106ZM122 136H123V135H121V137H122ZM129 136H130V135H129ZM160 136H161V135H160ZM172 136H170L171 139H172ZM176 136L178 137V135H176ZM201 136H202V135H201ZM204 136H203V137H204ZM210 136H211V135H210ZM235 136H236V135H235ZM259 136H260V134L258 135V137H259ZM263 136H264V135H263ZM115 137H113V138H115ZM134 137H135V136H134ZM173 137H174V136H173ZM182 137H181V140H182V141H181L180 139H178V141L180 140L182 143L176 141V142H175L176 144L172 143L174 146L171 144V145L173 146V149H174V148L179 149V147H180V150H171V151L173 152V154H174L175 151H177V153H179L178 151H181V149H182V150L185 149V147H184L183 144H185V145L187 144V147L190 145V142H187V139H190V136L188 135V137H187V136H186V138L184 137V138L186 139V141H185V139L183 140ZM198 137H199V138H198ZM214 137H215V140H216V141H214ZM224 137H225V136H224ZM236 137H239V135L236 136ZM247 137H248V138H247ZM253 137H254V136H253ZM122 138H123V137H122ZM148 138H149V136H148ZM229 138H230V137H229ZM229 138H227V139H225V140H228ZM240 138H241V136L239 137V139H240ZM242 138H243V137H242ZM246 138H247V140H248V139L250 138V136H247V134H246V137H245L244 139L246 140ZM251 138H252V137H251ZM251 138H250V140H251ZM260 138H261V137H259V139H260ZM263 138H264V137L261 138V139H262V140H261L262 142H263ZM116 139H117V140L119 139L118 141H121V138H119V137H118V138H115L114 140H116ZM160 139H161V138H160ZM230 139H232V138H230ZM230 139H229V140H230ZM252 139L255 140V138H252ZM257 139H258V138H257ZM257 139H256V140H257ZM192 140H193V141H192ZM200 140H202V139H200ZM236 140L238 141V139H236ZM247 140H246V141H247ZM254 140H253V141H254ZM256 140L254 141L255 145L257 144V143H256ZM172 141H173V140H172ZM189 141H190V140H189ZM191 141H192L193 143H192V146L190 145L191 147L189 146V148H192V147H193V150H194V146H193V145H195V144L198 145L197 143H199L200 141L198 140V142L195 143V138H193V137H191ZM208 141H209V142H208ZM231 141H233V140H231ZM239 141H240V140H239ZM243 141H244V140H243ZM246 141H244V142H246ZM251 141H252V140H251ZM253 141H252V142H253ZM113 142H114V141H113ZM132 142H133V141H132ZM134 142H135V141H134ZM168 142H169V141H168ZM184 142H185V143H184ZM202 142H203V141H201V144H203ZM206 142H208V143L211 145V143H210L211 140H210L209 138L207 139ZM206 142L204 143L205 145H206ZM235 142H236V141H235ZM240 142L242 143V141H240ZM240 142H239V143H240ZM244 142H243V143H244ZM249 142H250V141H249ZM252 142H251V143H252ZM259 142H260V141H259ZM259 142H258V143H259ZM118 143H119V142H118ZM120 143H122V142H120ZM177 143H178L179 147H177V146L175 147V145H177ZM194 143H195V144H194ZM208 143H207V144H208ZM226 143H228V142H226ZM130 144H131V143H130ZM180 144H181V145H180ZM201 144L199 143V145L196 146V147H199V149H200L199 151L201 152V154H200V152H198V149L196 148V149H197V153H196V154H199V155H201V156H198V155H195V154L192 155V152L195 153L196 150H195V152L192 150L191 153H187V152H190L191 150L189 149L190 151H188V149H187V151L185 152V150H186V149H185V150H183V152H185L186 155L188 154L187 156H189V155L191 154V156H189V157H191L193 160L195 159L196 156H197L196 159L200 160L198 157L201 158V157H202V153H203V157H205V156H204V154L206 155V150H205V149H207V148L203 149L205 145L202 146ZM209 144H208V145H209ZM223 144L225 145V142H224ZM223 144H222V145H223ZM123 145H124V144H123ZM182 145H183L184 148H181ZM200 145L203 147V148L201 147L202 149L200 148ZM224 145H223V146H224ZM227 145H228V147H229V145L232 146V144H227ZM227 145L224 146V149H225V148L227 149V147H226ZM234 145H237V144L234 143ZM234 145H233V146H234ZM249 145H250V144H249ZM114 146H115V145H114ZM117 146H118V145H117ZM172 146H171V147H172ZM244 146L246 147V143H245L244 145L242 144V147H244ZM120 147H121V146H120ZM205 147H208V146L206 145ZM259 147H260V146H259ZM259 147H258V148H259ZM118 148H119V147H118ZM213 148H214V145H213V146L211 145V148H210V149L213 150ZM222 148H223V147H222ZM229 148H230V147H229ZM233 148H234V147H233ZM233 148H232V149H233ZM235 148H236V147H235ZM258 148H257V149H258ZM170 149H172V148H170ZM215 149H216V148H215ZM215 149H214V150H215ZM224 149H223V150H224ZM226 149H225V150H226ZM236 149H237V148H236ZM242 149H244V148H242ZM257 149H256V150H257ZM202 150H203V151H202ZM204 150H205V153H204ZM208 150H209V148L207 149V151H208ZM217 150H218V149H217ZM217 150L215 151V153H217V155H216V154L214 155V152H212V153H213V156H217L216 158H218V160H217L215 157H214L215 160L213 159V160L216 161V162L218 161L217 163H215V164L217 165V168H216L215 166H213V165H211V164L208 163L209 160H211V159H209L210 157H209L208 155L206 156L207 158H205L208 162H206V160H204L203 157H202L201 160H200L201 162H199V163H200L199 165H194L193 160H192L191 158L189 159V157H187L184 153H183V154H184V157L186 156L185 158H184L183 155L181 154L182 156H181V155H180V156H179V155H178V156H173V155H172L171 158H173V157H174V158H173V159H170V160L173 161L172 163H174V161H178V160L181 161V163H182V164H180V162H179L180 165L178 164V167H177V166H176V167H175V166H174V167H173V166L171 167V168H172L171 171H172V174H173L172 176H173V177H174L175 175L177 176V177H175V178L172 177L173 179H172L171 181H172V182L174 181V183H172V182H171V183H172V184H175V183H176V186L173 187V185H171V183H170V185H171L173 188L176 189V190L174 191L175 194H176V193L178 194V193L181 191V189H183V190H184V188L186 189V190L184 191V193L182 192L183 190L181 191L182 193L180 192L182 196H184V194H186V192H187V190H188L187 188H188L189 186H188L187 188H186V187H184V188L182 187L181 189L179 188V189H178L179 191H178V190H177V187H178L179 185H177L176 179H177V181H178V179H179V181H180V179H182V180L180 181V183H182V182H183V178H184V176H183L182 173H183L184 171H185V172H184V175H186V173H187V175L185 176L186 179L189 178L190 182H191L192 180H194V179H197V181H196V180L192 181V182L197 183V182L199 181L198 179L200 178V174H199V177L197 178V176L195 175V173H196V172H195L194 175L196 176V178L194 177L193 179H192V178L190 179V177H191V173H193V172H191V173H190V172H187V169H186V167H185V164H183V162L185 163V161L187 160V163H188V161L190 160V161H192L193 165L196 166V168H197V166H200V165L202 164V161L206 162V164L203 162V164H205L204 167H203V166H202V167L200 166V167H201V169L203 168V171H201V172H202L201 174H204L203 176H205L206 174H208L207 179H206L207 181L204 179V177L201 178V179H203V180H202L203 182L206 181L207 183H206V182H205V183L208 184V186L213 185L212 183H214V182H212V181H215V184H216V187H217V188L215 187V190H216V191H215L214 189H211V190L214 192V193H210L211 195L208 194L207 191H206V194H208V195L206 196L207 198H204V199H206V202L203 204V206L201 205V206H202V210H205V213H204L202 216H199V215H198V216L196 217L195 214H197V213H199V212H201V211H199V207L196 208L197 210H194L195 208L192 209V208L194 207L193 205L195 204V201H196V200L191 199V203H189V205H191L193 201H194V204L191 206L192 208H191L190 211L193 212V210H194L193 213H195V214H193V215H192V214H190V215H189V214H186V217L184 218L185 220H183V221H184V225H183V227H182V228H178V227H177V223H176V221H177V219L179 218V216H180L181 213L179 214V212L177 213V211L180 210V209H178L177 207H175V208H177L178 210H177V209L175 210L174 208H172V207H167V206L160 207L161 205H164V204H166V203H167V204L170 203V202H169V199H168L169 197L167 198V196H166V199H164L165 202L162 201L163 204L161 203V200H159L160 202H159V201H155V202L161 203V205H160V204H157V203H154V202H153L154 205H152V201H154L155 199L152 200V201H151V200L148 201V200H149V197L154 198V197L157 195L156 193H157L158 191H156V190L159 189V188H156V189L152 188V189L155 190V191H154V192H155L154 194H156V195L152 194V196H151V193H153V192H150V191H151V188H149V190H147V192H146V189H141V190H144L145 193H147L148 195H149V193H150V196H149V197L146 196V197L148 198V199L145 201V202L148 201V202H147V205H145V206H143V207L141 208V209H142V212H141L142 215H141V214H140V215L142 216V219H141V217H140V215H139V212H138V213H137V212L135 213V214H138V215H134V213H133V214H132V213H131V214H130V213L127 214V210H129V209L126 210V208H125L126 214L129 215V216H127L126 214H124L125 217H126V216L128 217V218H125L124 220H122V222H124V224H122V222H121V219H122V218L120 219V222H121L122 225H125V223L127 222V220H130V219H131V215L134 216V217L137 216V218L140 217V220H141V232H140V228H139V227H138L139 230H137L138 232H140V234H138V235H140V237H139V236H138V237L141 239V240H140L141 242H140V245H139V246H141V248L135 245L137 248H140V250H139V253H140V254L138 255V256H139V257H138V260H137V258H136V264H175V262H176V260H177V258H178L177 256H181L183 253H186V254H187V253H221V254H223V255H226V257H227V256H231V257L234 256V257H233L234 259H232V258H230V259H229V258H226V261L223 260V259H222L223 261H222V260H218V261L225 262V264H254V263H253V262H254L253 259H254L255 257L253 258L252 256H255V254L253 255L252 253H256V254H257L256 256L258 257V260L261 258V257H259V254L261 255V253H264V241H261V240L258 239L256 232L259 231L260 229H262L263 226H261L262 228L260 227V229L257 228V227L260 226V225H259V226L256 225L257 223L259 224V221H260V220H258V222H257V219H259V218L255 219V218H256V215H254V219H255V221H254L251 217H252L253 212H254V210H252L253 207H254V206H257L258 203H260L259 200H260L261 198H263L262 195L264 196V194L258 195V194L256 193L255 199L257 198V195H258V197H259V196H260V197H259V200H258L259 202H258V203L253 202V203H256V205H254V206H253V203L250 202L249 200H251L250 197H253V195H255V194H253V193H254L253 190H256V189H257L256 187H255L256 189H254L253 187H251V186H252V185H251L252 180L254 179L253 181H255V180H256V176H257L258 178L260 177V178H259L260 180H261V179L263 180V178H261L260 175L258 176L257 173L255 174V171H256V172H257L258 170L261 171L262 168L264 167V166H263L264 163H263V161H262L264 157L261 158V156H260L259 153H258L259 151L257 152L258 154L256 153L257 155H255V156H257V157L260 156V157H259L260 159L258 160V162H260V161L262 162L261 165H260L261 162H260V163H257V164H258L257 167H258L259 165L262 166V167H260V169L256 167L257 170H255L256 168H255L254 165H253V167H254L255 169L253 168L254 171H253V170H252V171L250 170V172H251V173H250L249 170H248V168L245 167V165H244V167H245L246 169L243 167V164H242V163H243V160H242L243 158H242V157H243L244 155L240 156V157L242 158V159H241V160H242V163H241V161H239V160H240V157H239V156L237 157V158H239V160H238V159L234 160V159L236 158V157H235V156H236V155H235V152L231 151V152H233V154H230L231 152L229 153V154L231 155V158L234 157V159H233V158H232V159H233L235 162H237V160L240 162V163L237 162V164H236V163H235V164H236V166H237L238 164H240V166H241L244 170H243L241 167H239V166H238V169L241 168V170L244 171L245 175L248 173L246 176H248V175H250V174H251V176L254 175V174L256 175V176L254 175V176L251 177V178L255 177V178H253V179L249 178L250 176H248V178L250 179V183H249L248 185H250V186H248V185L246 184V182H248V180H245V182L243 181V180H244V177L246 178V176H243V178H242L241 175H243V174L239 175V176H241L240 178H242V182L244 183V186H245V185H246V187L248 186L247 188L242 187V188H244V189H247V190H248L247 192L250 193V194H246V196H247V195H248V196L250 195V196L248 197L249 200H248V199H247V200L245 199L246 202L249 203V205H247V206H249V207H246V206L244 205L245 207L240 208V209H239L240 211H238L237 207H241V206H242L244 203H246V202L244 201V203L242 204L243 201H241V200H243V199L239 198V199H240L241 206L239 205V202H236V200H235L234 202H235L237 205H239V206H237L235 203H234L235 205H234V204H230V203H232V201H229V202H228V203L230 204V206H229L228 203L226 202V198H225V196L228 197V198H229L230 196H232V195L230 194V193H232V191H230V190H232V189L235 188L234 186L237 185V184H235V181H237V180H234V182H231V180L235 178V177L233 178V176H237L236 171H238V170H235V173H236V174L233 172V174H235V175H233V176L231 175V176H230L231 178H229V180H230L231 183L229 182L230 184L228 183V185H225V186H224L225 183H223L224 181H222V179L228 178V176H227V177L225 176V178H222V176L224 177V174H226L227 172L225 173L224 170H226V168L224 167V170H223V167H222V166H225V164H224V162H223L224 159H223V157H222V154H218ZM225 150H224V151H225ZM227 150H228V149H227ZM239 150H240V149H239ZM239 150H235V149H234V151H237V152H238ZM210 151H211V150H210ZM219 151H220V150H219ZM228 151H230V150H228ZM240 151H241V150H240ZM263 151H264V150H263ZM254 152H255V151H254ZM254 152H251L252 155H251V153H250L249 156H250V155H251V156H254V155H253ZM177 153H175V154H177ZM207 153H210V152H207ZM219 153H221V151H220ZM226 153H228V152H226ZM226 153H225V154H226ZM239 153H240V152H239ZM239 153H238V155H239ZM241 153H242V152H241ZM209 155H210V154H209ZM211 155H212V154H211ZM219 155H220V156H219ZM226 155H227V154H226ZM232 155H233V156H232ZM245 155H246V154H245ZM258 155H259V156H258ZM192 156H194V158H193ZM255 156H254V157H255ZM178 157H180V158H179V159H176V158H178ZM182 157L184 158L185 161L182 160ZM254 157H253V158H254ZM186 158H187V159H186ZM249 158H250V157H249ZM249 158H247L248 160H247V159H244V160H246V162H249V161L251 162L250 159H251L252 157H251L250 159H249ZM253 158H252V162H255V161H254L255 159H253ZM255 158H256V157H255ZM175 159H176V160H175ZM196 159H195V160H196ZM219 159H220L221 163H223L222 166H221V165L218 166V164L220 163ZM221 159H222V160H221ZM168 160H169V159H168ZM195 160H194V162L197 163ZM213 160L211 161V163L214 162ZM256 160H257V159H256ZM228 161H229V160H228ZM228 161H227V163H228V164L230 165V167H231V164L229 163L230 161H229V162H228ZM231 162H232V161H231ZM252 162L249 163V164H252ZM189 163H190V162H189ZM207 163H208V164H207ZM225 163H226V160H225ZM233 163H234V162H233ZM175 164H176V163H175ZM212 164H214V163H212ZM228 164H227V165H228ZM235 164H234V165H235ZM182 165H184L185 170H184V168H182V167H183ZM193 165L191 164V167H189L188 170L193 171V169H192V168H193ZM210 165L213 166V167H211ZM227 165H226V167H227ZM229 165H228V166H229ZM234 165H232V166H233V170L237 168V167L234 166ZM180 166H182V167H180ZM189 166H190V164H189ZM221 167H222V168H221ZM230 167L227 168L226 171H228V169H231V168H232V167H231V168H230ZM234 167H235V168H234ZM173 168H174V169H173ZM177 168H178V169H177ZM179 168L182 169V170L180 169L182 172L179 170ZM194 168H195V167H194ZM218 168H220V169H218ZM9 169H10V168H9ZM175 169H176V170H175ZM221 169H222V171H224V174H223V175L221 174V172H222ZM174 170H175V172H173ZM204 170H205V171H204ZM245 170H247V173L245 172ZM9 171H10V170H9ZM179 171L181 172L183 178L181 177V174L179 173ZM195 171H196V169H195ZM231 171H232V170H231ZM243 171H242V172H243ZM260 171H259V173H261ZM262 171H264V170H262ZM198 172H199V171H198ZM203 172H204V173H203ZM228 172H229V171H228ZM242 172H239V173H242ZM252 172H253V174H252ZM174 173H176V174H174ZM189 173H190V174H189ZM249 173H250V174H249ZM259 173H258V174H259ZM177 174H178V175L180 174L179 177H178ZM188 174L190 175V177H187ZM227 174H228V173H227ZM262 174H263V173H262ZM229 175H230V174H229ZM29 176H30V175H29ZM239 176L237 177L238 179H239ZM192 177H193V176H192ZM262 177H264V174L262 175ZM205 178H206V176H205ZM35 179H36V178H35ZM235 179H236V178H235ZM3 180H4V179H3ZM184 180H185V178H184ZM204 180H205V181H204ZM217 180H219V181H217ZM229 180H226V179H225V182H226V181H229ZM239 180H240V179H239ZM239 180H238V181H239ZM257 180H258V179H257ZM37 181H39V180H37ZM185 181H187V183H188V180H185ZM202 181H201V182H202ZM258 181H259V180H258ZM33 182H34V178H33ZM240 182H241V181H240ZM263 182H264V181H263ZM195 183H194V186L196 185ZM218 183H219V186L217 185ZM226 183H227V182H226ZM255 183H256V181L254 182V184H255ZM260 183H262V181H261ZM34 184H35V183H34ZM37 184H38V182H37ZM183 184H186V182L180 184V187H181ZM189 184H190V183L186 184V186L189 185ZM192 184H193V183H192ZM200 184H202V183H200ZM200 184H198V186H200V187L196 188L197 190H198L199 188H202ZM232 184H235V185H232ZM230 185H232V187H231ZM258 185H260V187H261V186L264 185V184H257L256 186L258 187ZM5 186H6V185H5ZM32 186H33V185H32ZM194 186H193V187H194ZM208 186H206V185L204 186V183H203V187L206 188V187H208ZM226 186H230V188H227ZM24 187H25V186H24ZM190 187H191V186H190ZM195 187H197V186H195ZM195 187H194L193 189H195ZM211 187H212V186H211ZM224 187H226V188L224 189ZM233 187H234V188H233ZM249 187H250V189H248ZM260 187H259L258 189H262V188H260ZM164 188H165V187L159 189V193H160V194L162 193L161 195H163V192H164V191L161 192L160 190H163ZM173 188H172V189H173ZM191 188H192V187H191ZM205 188H204V189H199V190H201V191L203 192V191L206 190ZM240 188H241V187H240ZM251 188H253L252 191H251ZM263 188H264V187H263ZM165 189L167 190V187H166ZM193 189H192V190H193ZM207 189H208V188H207ZM229 189H230V190H229ZM168 190H171V187L168 188ZM168 190H167V191H168ZM190 190H191V189H190ZM199 190H198V192H200V193H199V195H200L202 192L199 191ZM226 190H227L228 192H230V193L226 192ZM237 190H238V189L235 190L236 193H237ZM241 190H242V189H241ZM241 190H240L239 192H240V194L242 195L241 192H245L246 190H242V191H241ZM35 191H36V190H35ZM87 191H88V190H87ZM148 191H149V193H148ZM152 191H153V190H152ZM167 191H166V192H167ZM176 191H177V192H176ZM262 191H264V190H262ZM2 192H3V191H2ZM12 192H13V191H12ZM25 192H26V191H25ZM52 192H53V191H52ZM112 192H113V191H112ZM133 192H135V190H132V193H133ZM136 192H138V190H137ZM136 192H135V193H136ZM140 192H141V191H140ZM170 192H171V191H170ZM170 192L168 191V193H170ZM189 192H191V191H189ZM196 192H197V191H196ZM208 192H210V191L208 190ZM235 192H233V193L236 194ZM251 192H253V193H251ZM22 193H23V192H22ZM27 193H28V192H27ZM132 193H131V194L128 193V194L132 195V196H130L131 198H129V196H128V198L131 199V201H133L132 198L134 197V196H133L134 193H133V194H132ZM168 193H166V195H168ZM194 193H195V192H192L193 196H195ZM203 193L205 194V192H203ZM227 193L230 194V196H229ZM245 193H246V192H245ZM262 193H263V192H262ZM41 194H42V193H41ZM45 194H46V193H45ZM45 194H44V195H45ZM47 194H48V193H47ZM54 194H55V193H54ZM54 194H53V196H54ZM109 194H110V193H109ZM136 194L138 195V193H136ZM141 194H143V193H141ZM147 194H146V195H147ZM171 194H172V193H171ZM206 194H205V195H206ZM226 194H227V195H226ZM234 194H233V195H234ZM238 194H239V193H238ZM87 195H88V194H87ZM111 195H113V194H111ZM153 195H154V197H153ZM179 195H180V194H179ZM181 195H180V196L177 195V196L180 197L179 199H181V200H180L181 202H178V203H181V204H182V200H183V198L181 197ZM201 195H202V194H201ZM241 195H239V196H241ZM126 196H127V195H126ZM139 196H140V193H139V195L137 196V198L134 199L133 203H130V201L128 200V203H129V204H127V205H128V206H131L132 204H134L135 200H137V199H138V201H140V199L143 198V197H139ZM141 196H144V195H141ZM159 196H160V195H159ZM168 196H169V195H168ZM177 196H176V195H175V196H174V195H172V196L170 195V197H171V198H170V201H171V200H175L176 198L173 199V197H177ZM187 196H188V197H187ZM191 196H192V195L190 194V197H191ZM244 196H245V195H244ZM40 197H41V196H40ZM117 197H118V196H117ZM138 197H139L140 199H139ZM146 197H145V199H146ZM186 197L189 198V195H185L184 199H185ZM201 197H204V195H202ZM232 197H233V196H232ZM47 198H48V197H47ZM105 198H106V197H105ZM128 198H127V199H128ZM155 198H157V197H155ZM158 198L160 199L161 196L158 197ZM158 198H157V199H158ZM43 199H44V198H43ZM43 199H42V200H43ZM92 199H93V198H92ZM119 199H120V197H119ZM157 199H156V200H157ZM198 199H199V197H198ZM200 199H201V198H200ZM255 199L253 198V200H255ZM257 199H258V198H257ZM104 200H105V199H104ZM166 200H168V201H166ZM227 200H228V199H227ZM102 201H103V200H102ZM106 201H107V199H106ZM199 201H200V200H199ZM201 201H205V200L202 199ZM237 201H238V199H237ZM251 201H252V200H251ZM40 202H41V201H40ZM47 202H48V201H47ZM90 202H91V200H90ZM92 202H93V201H92ZM103 202H104V201H103ZM124 202H125V201H124ZM149 202H150L151 205L149 204ZM175 202H176V201H175ZM189 202H190V199H189ZM196 202H197V201H196ZM263 202H264V201H263ZM50 203H51V202H50ZM96 203H97V202H96ZM99 203H100V201H99ZM117 203H118V202H117ZM135 203H136V202H135ZM137 203H139V202H137ZM137 203H136V204H137ZM140 203H141V202H140ZM140 203H139V205H140ZM199 203H200V202H199ZM225 203L228 205V207H227V205H226ZM247 203H246V204H247ZM39 204H40V203H39ZM88 204H89V203H88ZM106 204H108V203H106ZM130 204H131V205H130ZM136 204H135V205H132V207L138 206V205H136ZM141 204L144 205V200H143V203H141ZM155 204H157V205H159V206H157V205H155ZM184 204H185V202H184ZM196 204H197V203H196ZM196 204H195V205H196ZM250 204H252V206H251ZM11 205H12V204H11ZM49 205H50V204H49ZM93 205H94V204H93ZM114 205H115V204H114ZM127 205H126V206H127ZM189 205H187V206H189ZM232 205H233V206H232ZM261 205L263 206L264 203H263V204H260L259 206H261ZM8 206H9V205H8ZM83 206H84V205H83ZM86 206H87V205H86ZM101 206H103V205H100V207H101ZM120 206H121V205H120ZM126 206H125V207H126ZM128 206H127V208H129ZM140 206H141V205H140ZM180 206H181V205H180ZM182 206L184 207V205H182ZM201 206H200V209H201ZM236 206H237V207H236ZM250 206H251V207H250ZM13 207H14V206H13ZM29 207H30V206H29ZM50 207H51V206H50ZM98 207H99V206H98ZM103 207H104V206H103ZM132 207H130V208H132ZM185 207H186V206H185ZM189 207H190V206H189ZM233 207H234V208H233ZM235 207H236V208H235ZM101 208H102V207H101ZM116 208H117V207H116ZM136 208H137V207H136ZM136 208H135V210H136ZM139 208H140V207H139ZM203 208H204V209H203ZM245 208H246V209H245ZM247 208H248V209L251 208L252 211H249L250 209L248 210ZM14 209H15V208H14ZM49 209L51 210V208H49ZM91 209H92V208H91ZM93 209H95V207H94ZM105 209H106V208H105ZM111 209H112V208H111ZM120 209H121V208H120ZM137 209H138V208H137ZM241 209H242V210L245 209L244 211H247V212H250V213H247V212H246V214H242L243 217H241V214H239V213H241V211H242ZM254 209H258V211L260 212L261 209H262V207H261V209H260L259 207H258V208H257V207H256V208L254 207ZM6 210H7V209H6ZM10 210H11V209H10ZM22 210H23V209H22ZM103 210H104V209H103ZM130 210H131V209H130ZM188 210H189V209H188ZM188 210H187V211H188ZM94 211H95V210H94ZM136 211H137V210H136ZM195 211H197V213H196ZM198 211H199V212H198ZM244 211H243L242 213H245ZM255 211H256V210H255ZM263 211H264V208H263ZM263 211H262V212H263ZM97 212H98V211L96 210V213H97ZM121 212H122V211H121ZM128 212H130V211H128ZM180 212H181V211H180ZM202 212H204V211H202ZM202 212H201V213H202ZM225 212H226V214H225ZM22 213H24V212H22ZM26 213H27V212H26ZM90 213H91V212H90ZM92 213H93V212H92ZM96 213L94 212V214H96ZM251 213H252V215H250ZM257 213H258V212H256V214H257ZM20 214H21V213H20ZM103 214H104V213H103ZM248 214H249L251 217H250ZM254 214H255V212H254ZM263 214H264V213H263ZM263 214L261 213V215H263ZM9 215H10V214H9ZM22 215H23V214H22ZM22 215H20V216H22ZM187 215H188V216H187ZM194 215H195V216H194ZM245 215H248V216H245ZM261 215H260V216H261ZM27 216H28V215H27ZM87 216H88V215H87ZM102 216H103V215H102ZM138 216H139V217H138ZM11 217H12V216H11ZM32 217H33V216H32ZM95 217H96V215H95ZM95 217H94V218H95ZM97 217H98V216H97ZM97 217H96V218H97ZM120 217H121V216H120ZM257 217H258V215H257ZM263 217H264V216H263ZM13 218H14V216H13ZM19 218H20V217H19ZM24 218H25V217H24ZM96 218H95V219H96ZM129 218H130V219H129ZM261 218H262V217H261ZM261 218H260V219H261ZM32 219H34V218H32ZM97 219H98V218H97ZM263 219H264V218H263ZM8 220H9V219H8ZM17 220H19V219H17ZM91 220H92V219H91ZM115 220H116V219H115ZM115 220H114V221H115ZM117 220H118V219H117ZM135 220H136V221H135ZM135 220H134V221L136 222V224H138V223H139L138 220H137V219H135ZM12 221H13V220H12ZM15 221H16V220H15ZM27 221H28V218H27ZM109 221H110V220H108V223H109ZM125 221H126V222H125ZM3 222H4V221H3ZM10 222H11V221H10ZM95 222H97V220L94 221L93 223H95ZM110 222H111V221H110ZM120 222H118V224H117L118 226L120 225ZM137 222H138V223H137ZM255 222H257V223H255ZM20 223H21V222H20ZM100 223H101L102 226L104 225V223L101 222V219H100V222H99V220H98L97 224H100ZM114 223H115V222H114ZM129 223H130V222H128V224H129ZM260 223H261V222H260ZM262 223H264V222H262ZM262 223H261V224H262ZM16 224H17V222H16ZM18 224H19V223H18ZM26 224H27V223H26ZM26 224H25V222H24V225H26ZM109 224H111V223H109ZM109 224H108V225H109ZM139 224H140V223H139ZM139 224H138V225H139ZM194 224H195V226H193ZM28 225H29V224H28ZM106 225H107V224H106ZM108 225H107V226H104V227H106L105 230L108 229L107 232H108V234H109L110 231H111V228H110V230H109L108 227H109L110 225H109V226H108ZM114 225H116V223H115ZM138 225H137V226H138ZM4 226H5V225H3V227H4ZM10 226H11V225H10ZM29 226H30V225H29ZM31 226H32V225H31ZM97 226H98V228L100 227V225H97ZM97 226H96V227H97ZM196 226H197V229H196V231H194L193 228H195ZM12 227H13V226H12ZM17 227H18V226H17ZM17 227H16V228H17ZM22 227H23V226H22ZM22 227H21V228H22ZM69 227H70V226H69ZM71 227H72V225H71ZM71 227H70V228H71ZM96 227H94V229H98V228H96ZM131 227H132V226H131ZM131 227H130L129 229H130V230H133L134 227H133L132 229H131ZM18 228H20V227H18ZM18 228H17V229H18ZM23 228H24L25 230H27V227H26V228L23 227ZM29 228H30V227H29ZM31 228H32V227H31ZM122 228H123V226L120 227V229H122ZM138 228L135 227L134 229L136 230V229H138ZM24 229H23V230H24ZM44 229H45V228H44ZM100 229H101V228H100ZM129 229L126 228V231L128 230L127 232H129ZM256 229H257V231H256ZM258 229H259V230H258ZM263 229H264V228H263ZM2 230H3V229H2ZM47 230H48V229H47ZM13 231H14V230H13ZM18 231H19V230H18ZM97 231H98V230H97ZM113 231H114V230H113ZM123 231H124V233L126 232L125 229H124ZM133 231H134V230H133ZM262 231L264 232V230H262ZM5 232H6V231H5ZM19 232H21V231H19ZM28 232H29V231H28ZM30 232H32V231H30ZM37 232H38V231H37ZM60 232H61V231H60ZM62 232H63V230H62ZM93 232H96V230L93 231ZM102 232H103V231H102ZM107 232L104 233V234H105V240H107V239H106V234H107ZM127 232H126V234H127ZM135 232H136V231H135ZM138 232H137V233H138ZM259 232H261V231H259ZM23 233H24V232H23ZM115 233H116V231H115ZM137 233H136V234H137ZM15 234H16V231H15ZM28 234H29V233H28ZM33 234H35V233H33ZM36 234H37V233H36ZM36 234H35V235H36ZM61 234H63V233H61ZM73 234H74V232H73ZM92 234H93V233H92ZM94 234H96V236L98 235L97 233H94ZM113 234H114V233H112V235H111V234H110V235L113 236ZM128 234H129V233H128ZM262 234H263V233H262ZM24 235H25V234H24ZM29 235H31V234H29ZM123 235H124V234H123ZM129 235H130V234H129ZM22 236H23V235H22ZM22 236H21V237H22ZM32 236H33V235H32ZM96 236H95L94 240H93V238H90V240L92 239L93 241H97L98 239L96 238ZM98 236H101V234L98 235ZM114 236H115V235H114ZM125 236H126V235H125ZM125 236H124V238H125ZM131 236H132V235H131ZM133 236H134V235H133ZM11 237H12V236H11ZM15 237H16V236H15ZM26 237H27V236H26ZM29 237H30V236H29ZM53 237H54V236H53ZM89 237H90V236H89ZM93 237H94V236H93ZM138 237H137V238H138ZM2 238H3V237H2ZM12 238H13V237H12ZM23 238H24V237H23ZM36 238H37V237H36ZM57 238H59V237H57ZM79 238H80V237L77 238L78 240H76V238H73L71 244H73V243L75 242L74 245L77 244V245H75V246L79 247V249H82V248L80 247V246H82V245H80V243H81V240L83 241V239H82V238L79 239ZM87 238H88V236H87ZM98 238H99V237H98ZM101 238H103V237H100L99 240H101ZM135 238H136V237H135ZM9 239H10V238H9ZM26 239H27V238H26ZM30 239H32V238H30ZM50 239H51V238H50ZM84 239H85V238H84ZM95 239H96V240H95ZM110 239H112V238H110ZM4 240H5V239H4ZM13 240H14V239H13ZM35 240H36V239H35ZM103 240H104V239H103ZM120 240H122V239H120ZM133 240H135V239L133 238ZM138 240H139V239H138ZM11 241H12V240H11ZM24 241H25V239H24ZM24 241H23V242H24ZM31 241H32V240H31ZM73 241H74V242H73ZM76 241H80V242H78L79 245H78V243H77ZM118 241H119V240H118ZM124 241H126V240L123 239V242H124ZM135 241H136V240H135ZM4 242H5V241H4ZM12 242H13V241H12ZM14 242H15V241H14ZM29 242H30V240H29ZM33 242H34V241H32V244H33ZM83 242H87V239H86V241H83ZM109 242H110V241H109ZM18 243H19V242H18ZM18 243H17V245H18ZM30 243H31V242H30ZM36 243H38V242H36ZM88 243H89V242H88ZM94 243H95V242H94ZM94 243L91 242L90 247L92 246V244L94 245ZM105 243H106V241H105ZM110 243H111V242H110ZM114 243H116V242H114ZM134 243L136 244V242H134ZM25 244H27V243H22V245H20V243H19V245L17 246V250L19 251V250L23 249L24 247H22V246H23V245L25 246ZM28 244H29V243H28ZM81 244H82V243H81ZM84 244H85V243H84ZM97 244H100V245H101V242L98 241ZM97 244H96V246H97ZM108 244H109V243H108V241H107V245H108ZM127 244H128V242H127ZM74 245H73V246H74ZM88 245H89V244H88ZM117 245H118V244H117ZM123 245H124L123 248L126 247V249H127L126 244L123 243ZM131 245L134 247L133 244H131ZM131 245H129V247H131ZM259 245H260L261 247H260ZM9 246H10V245H9ZM19 246H20V248H19ZM43 246H44V245H42V247H43ZM64 246H65V245H64ZM66 246H67V243H66ZM70 246H71V245H70ZM84 246H85V245H83V249H82L81 251H84ZM94 246H95V245H94ZM96 246H95V248H96ZM2 247H4V246L2 245ZM5 247H6V246H5ZM5 247H4V249H5ZM15 247H16V246H15ZM21 247H22V248H21ZM36 247H37V248H36ZM40 247H41V246H40ZM42 247H41V251L43 252V249H44L45 247H43V249H42ZM67 247H68V246H67ZM77 247H75V250H79ZM99 247H100L101 249L105 250V248H104L105 246H99ZM106 247H107V246H106ZM119 247H120V246H118V248H119ZM129 247H128V248H129ZM133 247H132V248H133ZM259 247H260V248H259ZM26 248H27V247H25L24 249H26ZM57 248H58V247H57ZM91 248H92V251H93V248H94V247L92 246ZM91 248H88V249L91 251ZM100 248H99V249H100ZM108 248H110V247L108 246ZM115 248H116V245H115ZM137 248H136V249H137ZM6 249H7V248H6ZM33 249H37V250H38V249H40V248H39L38 245L36 244L35 248L29 249V250H31V253H33V252H32V251H34ZM45 249H46V248H45ZM67 249H69V247H68ZM73 249H74V248H73ZM73 249H71L72 251H71L70 253H74ZM88 249L85 248V251L87 252ZM116 249H117V248H116ZM120 249L122 250V247H121ZM126 249H124V252H125V254H128L127 252H129V251H128V250L125 251ZM7 250H9V249H7ZM15 250H16V249H15ZM27 250H28V249H27ZM37 250H35V251L37 252ZM58 250H59V249H58ZM18 251H17V252H18ZM23 251H24V253H26V252H29V253H30V251H26V250H23ZM25 251H26V252H25ZM44 251H45V250H44ZM64 251H65L64 253H66L67 250H64ZM68 251H70V249H69ZM68 251H67V252H68ZM85 251H84V252H81V253H84V254H85ZM105 251H106V250H105ZM4 252H5V251H4ZM9 252H10V251H9ZM21 252H22V250H21ZM36 252H34V253H36ZM119 252H120V251H119ZM130 252H131V251H130ZM130 252H129V254L133 253V252H131V253H130ZM134 252H135V254H136V252H138V251H134ZM15 253H16V252H15ZM19 253H20V252H19ZM53 253H54V252H53ZM76 253H77V255H81V253L78 254V251H76L74 255H76ZM88 253H91V252H88ZM241 253H242V254H243V253H247V254H248V255H247L248 257L246 256L247 259L242 258V254H241ZM20 254H21V253H20ZM62 254H63V253H62ZM62 254H61V255H62ZM98 254H99V253H98ZM104 254H105V253H104ZM104 254H103V255H104ZM117 254H119V255H116V257L119 258V257H120V253H117ZM22 255H23V253H22ZM25 255H26V254H25ZM65 255H66V254H65ZM71 255L73 256V254H71ZM71 255H70V256H71ZM86 255H87V254H85L84 256H86ZM90 255H91V254H90ZM191 255H192V254H191ZM201 255H202V254H201ZM18 256H19V255H18ZM63 256H64V254H63ZM72 256H71V257H72ZM81 256H82V255H81ZM84 256H82V257H83V258H81L82 260L85 258ZM95 256H96L95 259L98 260L99 257H97V256H102V255H101V253H100V255H97V253H96ZM128 256H130V255H127L126 257H125V255H124V259H125V258L128 259V260H129V264H131V263H132V261H130L131 258L129 259ZM135 256L137 257V255H135ZM185 256H186V255H185ZM216 256H217V255H216ZM221 256H222V255H221ZM221 256H220V257H221ZM261 256L263 257L264 255H261ZM19 257H20V256H19ZM64 257H66V256H64ZM64 257H63V258H64ZM68 257H69V256H68ZM104 257H105V256H104ZM176 257H177V258H176ZM182 257H183V256H182ZM187 257H188V255H187ZM187 257H186V258H187ZM199 257H200V256H199ZM199 257H198V259H199ZM202 257H204V256H202ZM218 257H219V256H218ZM222 257H223V256H222ZM244 257H245V256H244ZM246 257H245V258H246ZM74 258H75V257L73 256V260H72V261H74V262H75V261L78 262L77 264H79V263H81V262H82L83 264H85L84 261H82V260H80V259H78V261H77V260H74ZM102 258H103V257H102ZM102 258L100 257L99 260H101ZM118 258H116V259H118ZM120 258H123V257H120ZM120 258H119V259H120ZM132 258L134 259V254H133V257H132ZM19 259H21V258H19ZM60 259H61V258H60ZM65 259H67V258H65ZM75 259H76V258H75ZM87 259H88V258H85L84 260L86 261ZM89 259H90V258H89ZM106 259H107V257H106ZM106 259H104V260H106ZM178 259H179V258H178ZM196 259H197V258H196ZM218 259H220V258H218ZM6 260H7V259H6ZM9 260H11V259H9ZM17 260H18V259H17ZM23 260H24V259H23ZM23 260H21V261L23 262ZM67 260H68V259H67ZM99 260H98V261H99ZM189 260H190V258H189ZM14 261H16V259L13 260V262H14ZM18 261H19V260H18ZM61 261L64 262V260H61ZM65 261H66V260H65ZM98 261H97V262H98ZM126 261H127V260H126ZM134 261H135V259H134ZM3 262H5V261H3ZM3 262H2V263H3ZM19 262H20V261H19ZM22 262H21V263H22ZM68 262H69V260H68ZM74 262H72L71 264H73ZM76 262H75V263H76ZM99 262H100V261H99ZM102 262H105V261H103V259H102V261H101L100 263L103 264ZM108 262H109V261H108ZM116 262H117V260H116ZM118 262H120V261H118ZM118 262H117V263H118ZM121 262H122V261H121ZM190 262H191V260H190ZM9 263H10V261H9ZM11 263H12V262H11ZM16 263H17V262H16ZM55 263H58V260H57V262L55 261ZM82 263H81V264H82ZM95 263H96V260H95ZM122 263H124V261H123ZM122 263H120V264H122ZM262 263H264V262H262ZM3 264H4V263H3ZM5 264H6V262H5ZM7 264H8V263H7ZM13 264H14V263H13ZM23 264H24V263H23ZM25 264H27V263H25ZM58 264H60V263H58ZM64 264H65V262H64ZM97 264H99V263H97ZM132 264H134V263H132ZM223 264H224V263H223Z\"/></svg>", "mask_w": 264, "mask_h": 264}]
</instances>
